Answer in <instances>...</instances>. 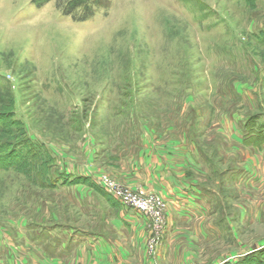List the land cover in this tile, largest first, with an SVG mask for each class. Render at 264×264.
Here are the masks:
<instances>
[{"label":"rangeland","instance_id":"374dc122","mask_svg":"<svg viewBox=\"0 0 264 264\" xmlns=\"http://www.w3.org/2000/svg\"><path fill=\"white\" fill-rule=\"evenodd\" d=\"M67 2L0 0V264L113 237L100 179L151 194L128 168L169 145L206 213L164 264H264V148L245 140L264 123V0H91L85 20ZM169 207L159 233L146 224L155 264Z\"/></svg>","mask_w":264,"mask_h":264},{"label":"crops","instance_id":"0c3cea01","mask_svg":"<svg viewBox=\"0 0 264 264\" xmlns=\"http://www.w3.org/2000/svg\"><path fill=\"white\" fill-rule=\"evenodd\" d=\"M181 147L155 146L128 168L131 183L160 193L169 202L168 243L163 244L162 258L159 256L157 260L163 264L172 260L180 237L192 236L191 230L181 228L202 221L206 213L202 190L186 173L190 165L184 156L186 151ZM260 147L264 148V143ZM108 198L119 210L118 218L112 223L113 237L102 231L89 230L73 234L69 241L61 239L51 245L54 259L43 261V264H155L156 260L149 261L145 253L147 219L125 208L116 198Z\"/></svg>","mask_w":264,"mask_h":264},{"label":"built area","instance_id":"2783aa9c","mask_svg":"<svg viewBox=\"0 0 264 264\" xmlns=\"http://www.w3.org/2000/svg\"><path fill=\"white\" fill-rule=\"evenodd\" d=\"M101 186L113 197H115L125 208L137 212L147 219V223H153L155 232L159 233L166 224L164 210L169 204L167 198L160 193L153 192L143 195L144 191H126L116 181L108 176L100 179ZM158 236V235H157ZM154 248V239L152 240Z\"/></svg>","mask_w":264,"mask_h":264},{"label":"trees","instance_id":"16d2710c","mask_svg":"<svg viewBox=\"0 0 264 264\" xmlns=\"http://www.w3.org/2000/svg\"><path fill=\"white\" fill-rule=\"evenodd\" d=\"M44 1L45 0H32V2L36 4L37 6H41L44 3ZM93 6L94 4L93 2H91V0H68L67 5L63 7L62 12L67 15L73 14L76 19L85 20V19H88L94 13ZM79 8H81L82 11H84V13L82 15L80 14L77 17V15L75 14V11ZM250 129H251L250 132H247L245 140L249 141L251 139H258V140H261L260 143L262 144L264 142L263 141L264 140V123H262L260 127H257V128L252 127ZM26 144H28V142H26ZM33 150H34L33 147H30V151H33Z\"/></svg>","mask_w":264,"mask_h":264}]
</instances>
